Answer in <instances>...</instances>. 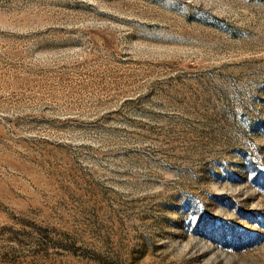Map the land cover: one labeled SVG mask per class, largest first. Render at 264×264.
<instances>
[{"label": "rangeland", "instance_id": "374dc122", "mask_svg": "<svg viewBox=\"0 0 264 264\" xmlns=\"http://www.w3.org/2000/svg\"><path fill=\"white\" fill-rule=\"evenodd\" d=\"M0 264H264V0H0Z\"/></svg>", "mask_w": 264, "mask_h": 264}]
</instances>
